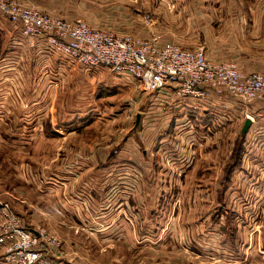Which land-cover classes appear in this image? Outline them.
Here are the masks:
<instances>
[{
  "label": "crops",
  "instance_id": "obj_1",
  "mask_svg": "<svg viewBox=\"0 0 264 264\" xmlns=\"http://www.w3.org/2000/svg\"><path fill=\"white\" fill-rule=\"evenodd\" d=\"M18 1L264 74V0H83L89 16L77 20L59 7L75 0ZM46 48L0 15V137L46 159L35 186H16L22 204L1 205L0 264H13V217L58 239L57 250L36 248L67 264H264V248L252 247L264 242L263 103L149 93Z\"/></svg>",
  "mask_w": 264,
  "mask_h": 264
},
{
  "label": "built area",
  "instance_id": "obj_2",
  "mask_svg": "<svg viewBox=\"0 0 264 264\" xmlns=\"http://www.w3.org/2000/svg\"><path fill=\"white\" fill-rule=\"evenodd\" d=\"M0 15L16 24L23 36L42 39L48 54L76 60L86 72L98 67L124 77L134 86L153 93L163 88L178 99H208L211 95L239 98L244 106L264 104V74L240 72L234 63L213 62L202 47L159 46L155 40L116 35L82 21H67L18 0H0ZM8 209L7 205H4ZM10 218L9 260L15 264H67L47 256L30 231ZM8 236V237H9Z\"/></svg>",
  "mask_w": 264,
  "mask_h": 264
},
{
  "label": "rangeland",
  "instance_id": "obj_3",
  "mask_svg": "<svg viewBox=\"0 0 264 264\" xmlns=\"http://www.w3.org/2000/svg\"><path fill=\"white\" fill-rule=\"evenodd\" d=\"M87 1H88L87 3L91 5L92 7L98 8V7H103L106 4L116 5L118 4L119 1H123V0H87ZM131 2H132L131 0H127V1H123V4L126 5L127 3H131ZM69 3H70L69 5L65 4L59 7L62 9L61 10L62 12L65 10V12L67 13L71 12V10L73 9L74 12L72 16H70L71 18L73 17L77 20V19H85L89 16V14L85 13L89 9V7H87L85 10L83 9L84 12H82L83 10L79 11L80 7L83 4V0H75V2L71 1ZM147 15L149 14H146L145 16ZM146 19L148 20L149 17H146ZM104 28H105L104 30L106 31L112 32L113 34H116V35H120L109 28H106V27ZM253 139L254 137H252V139L250 137L249 140H253ZM235 152H232L231 154L232 157H234ZM207 160L211 161V159H207V157H204L202 158L201 162H207ZM45 165H46L45 157L36 159L35 157H33V152L30 150H27V151L22 150V152L17 153L14 147L12 146L9 147L8 145H5L4 142H2V139L0 137V208L5 207L4 205H2V203L4 204V202L12 203L14 201L16 203L17 201L19 202V204H22L20 202V198L23 195L18 193L16 186L17 185L18 187L22 186L25 189L28 187L35 186V182L36 184L39 182V178H37L38 177L37 174L38 173L40 174L39 169L41 170L44 169ZM15 171H17L19 175H21V177H17ZM24 197L26 198V196ZM249 199L254 200V196L253 197L251 196V198ZM27 204H28L27 201H25L24 205L28 209ZM6 219H9L8 216ZM254 219H256V214L254 218L252 216L250 221ZM252 226L254 227V225ZM38 231L40 233V237L37 238V240L39 241L38 242L39 245L37 247H39L41 244H46L47 246L51 247L54 250H57L60 248V244H59L60 242L58 243V239L56 238L54 239V237L50 236L49 232L47 233V231L44 228L43 230L39 228ZM263 245H264V242L261 241V238L254 239V241L252 242V247L255 248L256 252L261 251L264 248ZM189 256H191V253L189 254ZM257 258H259L257 257V254H254L253 256H251V262L253 261L254 263H259L260 260Z\"/></svg>",
  "mask_w": 264,
  "mask_h": 264
},
{
  "label": "water",
  "instance_id": "obj_4",
  "mask_svg": "<svg viewBox=\"0 0 264 264\" xmlns=\"http://www.w3.org/2000/svg\"><path fill=\"white\" fill-rule=\"evenodd\" d=\"M138 118H139V116L136 117V122L138 121ZM249 124H250V120H246V122L244 123V126H243V128H242V131H241V134H242V135H243V134L246 132V130L248 129Z\"/></svg>",
  "mask_w": 264,
  "mask_h": 264
}]
</instances>
